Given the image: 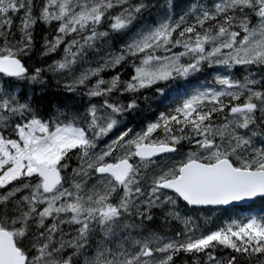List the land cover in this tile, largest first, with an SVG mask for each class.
<instances>
[{
	"label": "snow or ice",
	"instance_id": "obj_1",
	"mask_svg": "<svg viewBox=\"0 0 264 264\" xmlns=\"http://www.w3.org/2000/svg\"><path fill=\"white\" fill-rule=\"evenodd\" d=\"M0 264H264V0H0Z\"/></svg>",
	"mask_w": 264,
	"mask_h": 264
}]
</instances>
